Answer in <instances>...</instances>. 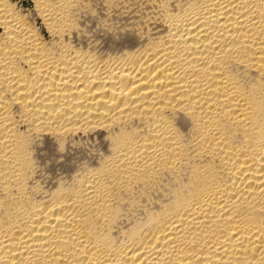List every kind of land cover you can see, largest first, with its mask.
<instances>
[{
    "label": "bare ground",
    "instance_id": "obj_1",
    "mask_svg": "<svg viewBox=\"0 0 264 264\" xmlns=\"http://www.w3.org/2000/svg\"><path fill=\"white\" fill-rule=\"evenodd\" d=\"M0 264H264V0H0Z\"/></svg>",
    "mask_w": 264,
    "mask_h": 264
}]
</instances>
